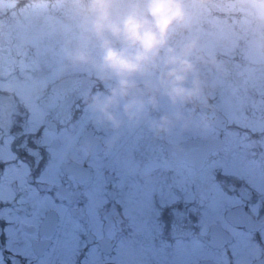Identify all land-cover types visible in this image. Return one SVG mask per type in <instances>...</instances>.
Returning a JSON list of instances; mask_svg holds the SVG:
<instances>
[{"label":"flooded vegetation","instance_id":"1","mask_svg":"<svg viewBox=\"0 0 264 264\" xmlns=\"http://www.w3.org/2000/svg\"><path fill=\"white\" fill-rule=\"evenodd\" d=\"M17 2L12 16L0 8V264H264L253 0H183L172 48L197 42L185 87L198 81L201 98L169 110L162 88L145 87L153 69L110 110L115 123L94 102L117 81L74 62L101 53L72 0H31L47 11L29 38Z\"/></svg>","mask_w":264,"mask_h":264},{"label":"clouds","instance_id":"2","mask_svg":"<svg viewBox=\"0 0 264 264\" xmlns=\"http://www.w3.org/2000/svg\"><path fill=\"white\" fill-rule=\"evenodd\" d=\"M72 6L81 29L101 53L97 61L90 53L79 51L74 62L118 84L109 97L94 102L104 119L116 122L110 110L153 69L160 70L159 81H145V87L162 88L173 101L201 98L198 81L193 88L185 87L194 70L188 57L197 42H187L180 52L168 43L175 27L187 21L183 0H72ZM251 7L256 21L264 24V0H253Z\"/></svg>","mask_w":264,"mask_h":264},{"label":"rangeland","instance_id":"3","mask_svg":"<svg viewBox=\"0 0 264 264\" xmlns=\"http://www.w3.org/2000/svg\"><path fill=\"white\" fill-rule=\"evenodd\" d=\"M17 3H18L17 1H15L14 3H13V1H0V8L4 9L5 12L7 13V15L12 16L13 13H14L13 7L15 5H17ZM62 6H65V7L67 6V7H70L72 9V6L68 2H64L62 4ZM45 11H47V6L46 5L34 6L30 2L24 4L23 5V9H22V18H19V20H17V22H19V24H20L19 27H18V28H20L18 30V33H21V34L25 35V38L31 37L30 27H31V23H32V15H33V13H35L37 16L43 17V16L46 15L44 13ZM12 19H14V18H12ZM174 105H175V103L171 99L166 104V107L169 110H172Z\"/></svg>","mask_w":264,"mask_h":264},{"label":"built area","instance_id":"4","mask_svg":"<svg viewBox=\"0 0 264 264\" xmlns=\"http://www.w3.org/2000/svg\"><path fill=\"white\" fill-rule=\"evenodd\" d=\"M176 37V32H172L170 38H169V45L173 43V41L175 40Z\"/></svg>","mask_w":264,"mask_h":264},{"label":"water","instance_id":"5","mask_svg":"<svg viewBox=\"0 0 264 264\" xmlns=\"http://www.w3.org/2000/svg\"><path fill=\"white\" fill-rule=\"evenodd\" d=\"M170 154H171V157H173V158H174V153H173V152H170Z\"/></svg>","mask_w":264,"mask_h":264}]
</instances>
